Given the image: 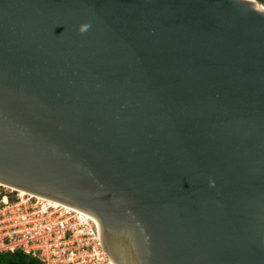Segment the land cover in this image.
Listing matches in <instances>:
<instances>
[{
	"label": "water",
	"instance_id": "water-1",
	"mask_svg": "<svg viewBox=\"0 0 264 264\" xmlns=\"http://www.w3.org/2000/svg\"><path fill=\"white\" fill-rule=\"evenodd\" d=\"M254 1L0 0V184L90 216L112 264H264Z\"/></svg>",
	"mask_w": 264,
	"mask_h": 264
},
{
	"label": "built area",
	"instance_id": "built-area-1",
	"mask_svg": "<svg viewBox=\"0 0 264 264\" xmlns=\"http://www.w3.org/2000/svg\"><path fill=\"white\" fill-rule=\"evenodd\" d=\"M4 189L0 254L21 251L41 264H112L90 216L29 192Z\"/></svg>",
	"mask_w": 264,
	"mask_h": 264
},
{
	"label": "trees",
	"instance_id": "trees-1",
	"mask_svg": "<svg viewBox=\"0 0 264 264\" xmlns=\"http://www.w3.org/2000/svg\"><path fill=\"white\" fill-rule=\"evenodd\" d=\"M264 2V0H260ZM0 264H41L37 259L21 251L0 254Z\"/></svg>",
	"mask_w": 264,
	"mask_h": 264
},
{
	"label": "bare ground",
	"instance_id": "bare-ground-1",
	"mask_svg": "<svg viewBox=\"0 0 264 264\" xmlns=\"http://www.w3.org/2000/svg\"><path fill=\"white\" fill-rule=\"evenodd\" d=\"M252 2H255L254 0H251ZM258 5V4H257ZM1 186H4L5 188H7V189H14V188H11V187H8V186H6V185H2V184H0ZM20 191H22V192H24L23 190H20ZM44 198V197H43ZM48 199V198H47ZM50 200V199H49ZM51 201H53V200H51ZM55 202V201H54Z\"/></svg>",
	"mask_w": 264,
	"mask_h": 264
},
{
	"label": "rangeland",
	"instance_id": "rangeland-1",
	"mask_svg": "<svg viewBox=\"0 0 264 264\" xmlns=\"http://www.w3.org/2000/svg\"><path fill=\"white\" fill-rule=\"evenodd\" d=\"M1 186V185H0ZM4 186L0 187V192H4L6 189L3 188Z\"/></svg>",
	"mask_w": 264,
	"mask_h": 264
}]
</instances>
